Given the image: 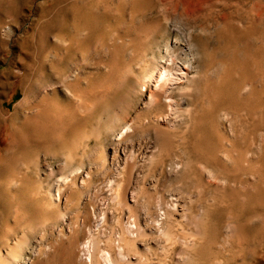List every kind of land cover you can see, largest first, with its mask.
Instances as JSON below:
<instances>
[{"label":"rangeland","instance_id":"rangeland-1","mask_svg":"<svg viewBox=\"0 0 264 264\" xmlns=\"http://www.w3.org/2000/svg\"><path fill=\"white\" fill-rule=\"evenodd\" d=\"M105 258L264 264V0H0V264Z\"/></svg>","mask_w":264,"mask_h":264},{"label":"bare ground","instance_id":"bare-ground-1","mask_svg":"<svg viewBox=\"0 0 264 264\" xmlns=\"http://www.w3.org/2000/svg\"><path fill=\"white\" fill-rule=\"evenodd\" d=\"M163 70H164V74H165L166 77L171 74L170 73L171 70L169 69L168 65L167 66H163ZM120 241H124V240L120 239ZM83 249H84L83 251H87L88 250V243L85 244ZM117 256H118V259H119L118 261H126L127 260V258L125 257L124 253L122 252L121 248H119ZM105 264H113V262H111L109 260V258H105Z\"/></svg>","mask_w":264,"mask_h":264}]
</instances>
